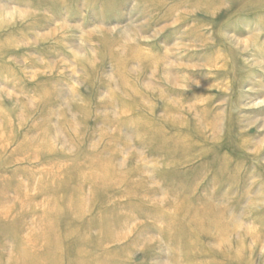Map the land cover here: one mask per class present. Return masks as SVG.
Returning a JSON list of instances; mask_svg holds the SVG:
<instances>
[{"label": "rangeland", "instance_id": "374dc122", "mask_svg": "<svg viewBox=\"0 0 264 264\" xmlns=\"http://www.w3.org/2000/svg\"><path fill=\"white\" fill-rule=\"evenodd\" d=\"M0 264H264V0H0Z\"/></svg>", "mask_w": 264, "mask_h": 264}]
</instances>
